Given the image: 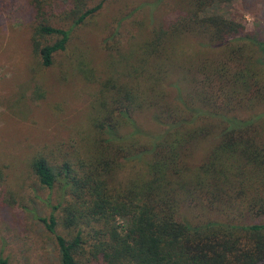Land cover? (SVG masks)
<instances>
[{"label":"trees","instance_id":"trees-1","mask_svg":"<svg viewBox=\"0 0 264 264\" xmlns=\"http://www.w3.org/2000/svg\"><path fill=\"white\" fill-rule=\"evenodd\" d=\"M56 1L30 0L38 19L34 35L55 37L43 44L32 36L43 66L51 65L53 54L65 49L69 39L68 29L45 19ZM103 1L86 7L87 0H72L74 24L93 15ZM230 1L182 0L174 18L153 25L131 49L134 61L124 63L122 72L128 81L116 77L103 83L109 93L91 118L96 136L85 147L92 154L85 165L74 170L41 153L32 156L30 167L39 184L52 188L58 182L66 193L48 217H40L55 237L59 264H264V40L237 19L207 11ZM186 37L220 48V58H197L194 70L180 65L177 56ZM176 62L192 88L180 97L182 117L168 121L170 110H156L153 116L166 127V135L139 150L151 155L144 172L116 183L124 161L135 157L129 147L115 144L120 143L119 128L132 124L134 108L160 104L164 65ZM133 130L138 131L134 125ZM207 138L213 143L206 157L189 165L188 142ZM191 195L228 217L180 218L181 198ZM231 210L250 220L235 218ZM0 264H9L1 254Z\"/></svg>","mask_w":264,"mask_h":264},{"label":"rangeland","instance_id":"rangeland-1","mask_svg":"<svg viewBox=\"0 0 264 264\" xmlns=\"http://www.w3.org/2000/svg\"><path fill=\"white\" fill-rule=\"evenodd\" d=\"M71 1L57 0L52 13L45 15L51 25L68 29L69 39L65 49L53 54L51 65L43 66L32 44L38 19L30 0H0V254L9 264H59L55 237L40 217H48L53 205L64 202L66 193L58 182L52 188L41 186L31 170V158L41 153L57 165L67 162L74 170L89 161L92 154L85 147L96 136L91 118L97 103L109 93L103 83L116 77L128 81L122 72L124 63L134 61L131 49L149 35L153 25L174 18L182 4V0H104L99 10L75 25L69 14ZM98 1L87 0L86 7ZM207 11L237 19L264 40V0H231ZM36 38L44 44L55 37ZM179 53L180 65L189 64L194 70L197 58L216 60L222 51L186 37ZM261 56L264 60V54ZM180 65H164L167 76L161 86L165 95L158 97L160 104L134 108L132 124L119 128L120 143L115 144L129 147L135 157L124 161L123 169L115 174L116 183L144 172L151 155L139 154V150L149 149L166 135V127L153 116L155 111L170 110L168 121L182 117L179 100L191 94L192 88ZM133 125L138 131L134 132ZM167 134L174 137L172 132ZM212 143V138L188 142V164H199ZM196 199V195L181 198L180 218L198 222L228 217ZM232 216L250 220L239 217L238 211H232ZM242 220L236 221L245 222ZM57 231L64 232L60 226Z\"/></svg>","mask_w":264,"mask_h":264}]
</instances>
